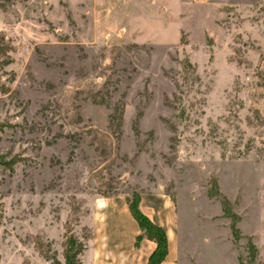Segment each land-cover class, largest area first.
<instances>
[{"label": "rangeland", "instance_id": "obj_1", "mask_svg": "<svg viewBox=\"0 0 264 264\" xmlns=\"http://www.w3.org/2000/svg\"><path fill=\"white\" fill-rule=\"evenodd\" d=\"M136 195L178 264H264V0H0V264Z\"/></svg>", "mask_w": 264, "mask_h": 264}, {"label": "crops", "instance_id": "obj_2", "mask_svg": "<svg viewBox=\"0 0 264 264\" xmlns=\"http://www.w3.org/2000/svg\"><path fill=\"white\" fill-rule=\"evenodd\" d=\"M169 204L168 198L151 196L150 206ZM139 208L153 224L164 229L166 257L160 264H178L179 244L176 239L172 215L167 210H150L139 197ZM90 239L79 257L80 264H146L154 244L142 240L134 247L139 230L129 215L125 200L121 197H97L91 203ZM152 212V213H151ZM130 216V215H129Z\"/></svg>", "mask_w": 264, "mask_h": 264}, {"label": "trees", "instance_id": "obj_3", "mask_svg": "<svg viewBox=\"0 0 264 264\" xmlns=\"http://www.w3.org/2000/svg\"><path fill=\"white\" fill-rule=\"evenodd\" d=\"M139 196L136 195L133 199L126 198V205L128 212L136 223L139 230L138 236L135 238L134 247L137 248L139 243L144 239L154 244L152 252L149 254L146 260V264H160L166 257V236L162 227L153 224L145 215H143L138 208ZM74 243L71 240L68 244V250L66 253V264H80L79 261L73 262L74 254L72 253V247ZM79 254L81 252V246H79Z\"/></svg>", "mask_w": 264, "mask_h": 264}]
</instances>
